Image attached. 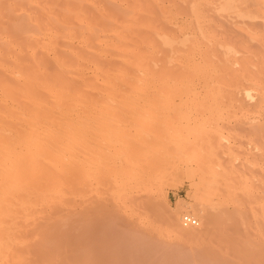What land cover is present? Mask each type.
I'll return each mask as SVG.
<instances>
[{"label":"bare ground","instance_id":"bare-ground-1","mask_svg":"<svg viewBox=\"0 0 264 264\" xmlns=\"http://www.w3.org/2000/svg\"><path fill=\"white\" fill-rule=\"evenodd\" d=\"M37 1L38 0H36V2ZM58 1L60 2L61 0ZM94 1L96 2V0ZM94 1L66 0L64 3L61 2L63 6H60V11L59 8L55 9L53 6L46 10L44 9L46 14H43L44 10L41 14L45 15V17H43L45 20L40 18L44 21L43 23L37 22L39 18L34 13L35 18H33L34 15L32 17H27V14L25 15L26 17H24L20 14V17H23V19H21L17 16L18 13L15 12V10H22L25 6L28 8L26 11L29 12L32 0H12V2L6 0V2L2 4L3 8L0 9V11L4 9V13L6 12L5 15L3 14L4 17L6 15L8 17L10 15H15L16 19L14 18V22L11 16L9 20L11 19L13 23L18 22L17 25L14 24L16 27H13V23L6 19L11 22L9 23L10 25L6 24L4 26V30L7 26L6 32L10 31L8 33L10 39L11 37L12 39L16 38L20 44H18L17 41L16 43L14 41L15 39H11L14 44L22 46L23 48L26 46L25 48L28 49H26L25 58L19 59L17 54L19 52L16 51L17 46L13 47L12 41L6 42V39L3 37L5 41L2 40L0 42V48L2 49V53H0V264H31V260L29 259H32L30 256L32 248L37 249V247L41 245L39 247L42 249L41 243L43 241L44 243H46V241L48 242L51 237L49 241L54 238L53 246L51 247L54 250L58 240L61 241L60 237L62 235L64 237L65 234L67 235L66 239H64L65 237L62 238V241L58 243L59 245H65L66 242L68 243L69 240L71 241L72 239L76 241L75 238L77 235L79 238L83 235L79 234L84 229H82V225L85 224L87 226V224H92L93 221L97 219L99 221L101 219V222L103 221L102 223L107 226L110 225L108 228L114 226L108 223L116 224L118 221V226L113 228L116 229L117 232L118 229L122 231L120 227L124 221L121 219L122 215H119V210L121 211V208L122 210L125 209V197H128L129 188L134 186L133 184L136 186L137 180L139 184L140 180H144L145 177L139 170L140 163L149 150L144 144L147 142H155L157 143L156 146L160 148L162 147L160 146L162 143L171 144L167 149L168 151H166L170 153V159L177 163L179 160L184 159L186 153L185 149L191 144L193 139L191 138L192 135L189 129H181L185 121H178L177 116L172 115L163 117L166 119V123L169 127V131L166 133V136L163 137V134L155 128L157 123L162 122V115L156 113V111L158 109L170 110L175 108L178 104L184 105L185 109L196 110L206 108L215 109L219 108L221 105L219 102L222 98L218 99V97L221 96H218V92H220V89H218V82L214 81V76L217 77L218 72L213 66L215 62H218V64H220V70H225V72L223 71L225 74L230 71L229 67L232 70V65L227 67V64H229L228 60L233 57L229 58L232 56V52L230 53L229 50L231 46L229 48L226 46L227 49L224 47L223 49L227 52L229 51L227 53V55L230 54L229 57H227L226 54L222 55L219 51L222 55H220L221 60L217 53L219 57L218 61L216 60L217 58L214 57L215 55L212 56V58L214 57L215 59L214 64L212 63L214 59L209 58L207 60L206 58L212 48L208 47L210 51L206 49V45L208 46L206 42L209 40H206L208 36L205 39L203 37L204 34H206L204 30L207 29L203 25L206 21L203 20L205 19L203 12L204 7L207 5L210 9L212 7L214 8L212 10H215L213 0H172L177 2L176 6L179 7V11L180 8L182 10L186 5L185 8L187 12H185L187 13V18H184L185 22L180 20L181 23H184L174 26L172 31V24H170L169 21L172 19L169 14L170 10H168L169 13H166V11H159L160 13L158 12V14L160 17L157 16L156 19L158 18V20H155V22L158 21V24H155L159 26L155 25L156 27L152 30V36L148 35L150 37H148V39H146L147 37L145 38L139 35L140 32L138 31H140V29L138 31L135 30L136 32L134 31L135 27L132 29V25L135 22H131L129 19V17L132 19V15H128L131 11L124 10L126 12L128 11V13H125V16L122 14V20L120 21L119 19H121V17L118 18V15L116 17V13H114L115 19L118 18V20L114 21H119V25L113 23L114 16L112 17L113 14L111 9L109 10L111 13L105 10L109 13L105 17H103L105 14L102 16L104 13L103 11V13L98 11L100 17L95 20L91 18L92 16L89 17L90 15L88 13L86 14V10L90 12L93 11L89 9L91 6H94L92 5L95 4ZM108 1L107 3L110 2ZM249 1L250 0H220L219 3L217 2L218 7L216 6L218 10L215 11H217L218 15L230 16L231 19L234 17L250 19L252 17L257 18L258 16L262 18L264 15V0L251 1L252 3L255 1L257 2L255 3L257 4V11L254 13H252V10V12L249 10L248 5L251 3ZM38 2L36 4H38ZM54 2L55 4H59L56 3V0H54ZM145 2L146 0L144 3ZM147 2L149 3L150 1ZM147 2L146 5L151 8ZM175 2H173L174 5L176 4ZM181 2H183L182 5L184 4L183 7L181 6ZM100 3L103 4L102 2ZM135 3L136 2L133 4ZM204 3L206 6L203 5ZM171 4L170 1V5ZM112 5H114V3ZM141 5L144 4L142 3ZM56 7H59V5ZM155 7H159V5ZM91 8L95 9L96 6ZM103 8L105 9V7ZM118 8L116 7L117 12L122 10ZM137 8L136 5V9ZM98 9L100 8L97 7L96 10ZM22 11L24 14L25 10ZM140 11L141 10H139V12ZM206 11L209 10L205 9V12ZM141 12L146 13L144 11ZM149 12H151V10L148 11V14ZM211 12L212 11H210V13ZM92 15H94V13ZM1 16L0 14V18ZM209 17L212 18V16ZM4 20L5 19H3L2 23ZM140 20L142 21V19ZM180 22L178 24H180ZM173 23H175V20ZM11 25L12 27H10ZM143 25L145 26H142V28H145L148 24L143 23ZM161 25L163 27L162 30L165 29L166 25V27L171 26L169 30L172 31V33H169V31L167 34L163 33L162 30L160 31L158 28H160ZM203 26L206 29H204ZM140 27L141 25L138 28ZM142 30L140 34H143V31L145 32L147 29ZM165 31L167 30L165 29ZM107 32H112L114 35V41H112V43H110L111 41L107 43L104 40L106 37H112L107 36ZM132 32L134 36V33H138L137 35L140 36H137L139 37L138 41H135L136 36L135 39H131L129 34L131 35ZM105 33H107L106 37ZM0 34H2V32H0ZM194 34L204 41H200ZM208 35L210 34L208 33ZM73 37H77L75 39L81 44L79 47L70 45ZM198 40L201 43H199ZM202 42H205V44L203 45ZM211 42L213 41H210V43ZM200 44L206 47L202 49L203 51L206 50L205 52L200 50ZM71 46L77 49L75 48L74 50ZM198 49L201 52H199ZM158 50L164 53L162 57L156 56L155 51L158 52ZM196 50H198L199 53L203 52L207 63H200L195 60L194 55L197 53L194 51ZM225 50L222 51L224 52ZM51 51L53 54H57L55 55V57L57 56V60L56 65L50 62L52 65H55V67L53 65L54 68L50 63H47V66L53 68L52 70V68L49 67L52 71L51 73H47L45 72L46 69L44 68V64L48 62V52ZM207 51L208 53L205 54ZM212 52L214 54L216 53L215 51ZM111 53H115L117 58L114 60L116 62L107 63L109 61L105 59L110 56L108 54ZM158 54L159 53H157V55ZM202 55H200V59L197 58V60L202 61ZM21 56L22 55H20V57ZM210 59H212V61ZM23 61L28 63L27 65H29L30 73L32 71L38 72L36 78H32L30 73H25V69L29 68L22 67L21 63H23ZM90 66L93 68L91 67L92 69L90 70L92 73L88 78L86 76V71ZM217 67L216 65V68ZM227 68L228 71H226ZM244 70L246 69L244 68ZM224 74L223 76L228 73ZM210 75H214L212 76L214 79L211 78V81L213 80L212 84H209L211 83L209 82ZM221 75L219 74V77H221ZM57 76H60L64 81L60 80L62 83H59L58 79H56L58 78ZM228 77L232 78L230 76ZM219 79H222V77ZM228 81L231 83L230 79ZM214 82H217V86ZM223 82L226 83L225 80H223ZM234 83L232 85H234ZM200 84L203 85L202 88L204 87L202 90L203 96L197 97L196 95L200 93L199 90L201 89V86L199 87L200 89L198 88ZM237 84L238 83L235 85ZM216 87L218 90L215 89ZM222 89L223 87L221 88V93L224 95ZM228 90L229 88L226 89V93L229 94L230 92ZM245 90V94H248L247 96L249 97V91ZM86 93L89 95L84 96ZM190 95L192 97L188 100L184 98ZM175 97H179V101H176ZM222 97H225V95ZM186 117L187 115H183L179 118L185 120ZM93 120L97 121L98 127V131L95 134L91 129V122ZM94 136H96V139ZM95 142L102 144L104 154L94 150ZM153 149L156 150L158 148ZM102 158L107 160V168L98 170L97 165ZM79 175L81 178H79ZM84 180L89 182L88 193L81 191L78 187L80 181L83 182ZM103 189L107 191L109 196L103 203L84 208L79 215L76 214L75 216L73 213L74 210H71L72 216L70 217V214H68L67 217L65 216L66 219H64V221L61 218L63 215L61 211V219H58L59 216L55 218V220H57L56 222H62V227L65 226L64 228H61V226L59 228L58 224L57 226L60 231L56 229L57 226H54V224H51V228L54 226L53 230H51L48 225L46 226L47 222L42 223L43 227L45 224L46 228H43L39 223L41 229L37 230L39 224H35L34 222L37 221L36 219L39 213L50 211L47 213L50 214L53 213L51 211L59 212L62 210V206L66 207L67 205L71 207L73 202L75 204V197L79 193L83 196L86 193L89 194L88 199L93 201V197H100V193ZM121 206H124V208ZM73 208L74 207L71 209ZM65 209L67 210V207ZM49 216L51 217V215ZM76 216L78 217V221ZM203 216L205 215L203 214L200 216L202 217L203 224L199 226L206 225V223H208L207 221H209V217L205 218L207 219L206 221L203 219ZM40 218H44L43 220L46 221L44 216ZM72 218L73 220H71ZM119 218L121 221L118 220ZM67 219H69V222L66 221ZM180 219L178 218L177 221L175 220V226L178 229L175 230L177 233L180 231L179 234L185 231L187 235L189 232V236L192 234L199 235L200 232L203 231V228L206 227H188L185 226V222H182L183 218ZM39 221L40 220H38V222ZM75 221L78 222L77 226L81 225V232L77 230L78 227ZM71 223L77 228L72 229L74 226L73 224L70 225ZM31 224L33 225L31 230L34 229V232L35 230L38 232L35 233L37 238L34 237V242L37 241L38 244H34L33 242V231H27L30 229L28 226H31ZM36 225L38 228H34ZM68 225H70V228ZM47 227H49L50 230ZM67 228L68 230L71 229L72 232L69 230L67 233ZM61 230L63 232H61ZM54 231L58 232V234ZM31 233L32 235H30ZM49 234L51 235L50 237ZM70 234H74V238L72 235L70 236ZM28 235L31 236L30 241L32 242H29L30 238ZM55 236L58 237L55 239ZM68 236L72 239H69ZM131 237L133 238L132 235ZM67 238L69 239L68 241H66ZM63 239L66 241L65 243ZM80 239H82V237ZM78 242H80L79 239L75 243ZM44 243L43 246L46 245ZM30 244L32 246L28 247ZM29 248H31V251ZM56 249L57 247H55V250ZM168 257L167 255V259ZM192 257L191 255V260ZM43 261L49 262L47 259H43ZM43 261L41 260V262ZM41 262H39V264Z\"/></svg>","mask_w":264,"mask_h":264},{"label":"rangeland","instance_id":"rangeland-1","mask_svg":"<svg viewBox=\"0 0 264 264\" xmlns=\"http://www.w3.org/2000/svg\"><path fill=\"white\" fill-rule=\"evenodd\" d=\"M7 1L12 2V0H7ZM38 1H37L38 4H36L37 3L36 0H32L30 7H32L34 3L35 4L33 5L32 8L29 7L30 10L29 12L30 13L32 12L31 14L28 11H26L28 10V8L27 6H25L22 8V10H25L24 14L22 10H15V12L19 14V15L17 14V16L20 17L21 14L22 16L26 17L25 15L28 14L27 17L28 16L32 17L35 14L39 18V20H41V21L39 20L37 21L36 19V21L43 23L44 22L43 20H45L43 19V17H45V15L41 14L42 11L44 9L45 10L48 9L51 6L55 7V9L59 8L60 11L61 10L60 6L61 5L63 6L61 2L64 3L66 0H61L60 2L56 0V3L59 4H55L54 0H38ZM67 1H71V0H67ZM107 1L106 0H99V1L96 0V2L94 1L95 4H92L94 6L91 7L96 6V8L94 9L90 7L89 10H93V11L90 12L86 10V14L88 13L90 15L88 16L89 17L92 16L91 18L95 20L100 17V13H98V11L104 12V13L102 12L103 13L102 16L105 14L103 17H105L107 14L111 13L112 11L113 14L112 17L114 16V13H116L115 15L116 17L117 15L119 16L118 18L121 17V19H119L120 21L122 20V14L125 16V13L127 14L128 11L129 12L131 11L130 13H128V15L130 16L131 14L132 19L131 17H129V19L131 20V22H135L134 24L132 23L133 24L132 29H134V27H135L134 31L135 30L138 31L140 29V31H138L140 33H142L141 32L142 29L143 30L147 29L145 30V32L142 30L143 34L139 33L141 37H145V38L147 37L146 39H148L149 36H152L151 35L152 30L154 29V27H156L155 25L158 24V21L155 22V20H158V18L156 19V17L159 16L158 14L159 11H163V12L166 11L167 13L168 10H170V13L169 12L168 13L171 15L172 18L169 20L170 24H172L171 25L172 27L171 26L166 27L167 25L165 26V29L167 31H165V29L162 30L163 28L162 25L160 26V28L157 27L160 31L162 30L163 33L168 34V32L170 31L169 30L170 27L173 31L174 26L181 25L182 23L185 22L184 18H187L186 16L187 11L185 8L186 5L183 8L185 10L183 9L181 10L180 8L179 11L178 9L179 7L176 6L177 2L172 0H170L172 3L171 5L169 0H167V2L166 0H157V2L156 0H146V2L150 1L149 3L148 2L147 3L148 5H150L152 9L146 5V2L144 3L145 0H142V2L141 0H112V1L109 0L110 1V2L108 1L109 3H107ZM213 1L216 2V3L213 2L215 10H218L217 4L219 3L220 0H213ZM251 1L252 0H250L249 2ZM4 2H6V0H1L0 9L3 8L2 4ZM100 2H102L103 4L105 2L106 3L103 6V4H101ZM134 2L136 3L133 4ZM173 2H175L176 4L174 5ZM113 3L114 5H112ZM142 3L144 5H141ZM163 3H166L167 5ZM182 3L183 2H181V6L183 7L184 4L182 5ZM255 3L257 2L256 1L254 3L251 2L249 3L250 5H248L249 10L253 11V12L251 11L252 13L257 11L256 9L257 4ZM54 5L56 6L59 5V7H56ZM136 5L139 9L138 8L136 9ZM158 5L159 7H155ZM203 5H205V3ZM102 6L105 7V9ZM97 7L100 8L101 10L100 9L96 10ZM116 7L117 8L119 7L118 9L121 8L122 10H119L117 12ZM110 9L111 11H109ZM205 9L209 11L205 12ZM212 9L214 8L211 7L210 9L208 5L204 7L203 16L205 17V19L203 20L206 21L205 22L203 21L204 22L203 25L207 29L204 28L203 26V28L206 29V30L203 29L206 32V34H204L203 32L204 34L203 37L205 39L208 36L206 40L209 41L206 42L208 44V46L206 45L207 48L200 44L199 46L201 49L200 48L199 49L203 51L202 49L206 48L210 51V48H212L211 52H209L208 57L206 58L208 60L209 58H212V56L215 55L214 57L217 58L216 60L218 61L219 57L221 60L222 55L224 54L227 55L229 51L227 52L225 49L231 46L229 50L230 53L232 52L231 54L232 56H230L229 54L227 55V57L229 56H230L229 58L233 57L231 58L233 61L231 59L228 60L229 64H227V67L232 65L231 66L232 70L229 67L230 71H228L227 68L226 71H228L227 72L228 74L225 73L227 75L224 74L225 70H220L219 68L220 64H218V62H215L214 57L212 58L214 59V61L210 59L213 64L215 62L213 67H215V69L218 72L217 73L218 78L214 75H210L209 82L211 83L209 84H212L213 80L211 81V78L212 76H214L215 79L214 78L212 79L218 82V87H219L218 89H220V92H218V96L220 95L221 96L218 97V99L222 98L220 102L218 100L219 104H221L220 107L215 109L206 108V109L196 110V109H185L184 105L178 104L177 106H175V108L170 110L158 109L156 111V113L162 115V122L157 123L155 125V128H157L158 131L161 134H163V137H165L166 133L169 131V127L168 124L166 123V119L163 118L164 116L166 115L177 116L178 121L180 120L185 121L183 122L184 126L181 127V129L183 130L189 129L192 135L191 138L193 139L191 144L185 149L186 153L184 159L179 160V162L177 163L174 160L170 159L171 158L170 153L167 152L168 147L171 145L169 143L168 144L162 143L160 145L162 146L161 148L159 146L157 147L156 146L157 143L155 142L145 143L144 146L149 148V150L146 152L147 154L144 156V159L140 163V168H139L140 172L145 177L144 180L141 179L142 182L139 179L140 180L139 184L137 180L136 186L135 184H133L134 186H131L129 188L130 189L128 190L129 192L127 191L128 195L126 193L128 197H125V203H126L125 209L122 210L121 208V211L119 210L120 213L121 212L123 213V214L119 213V215H122L121 219L124 221L123 224L121 223L122 226L119 224L121 226L119 227L122 231L118 229V232L120 231L118 233L117 230L114 229L116 226H118L117 224L119 223L118 221L116 224L108 223L114 225L111 228L109 227L111 229L110 230L108 228V226L110 225L107 226L103 224L102 223L103 221L101 222V219L99 218L100 221L97 219L98 221L95 220L93 221L92 224L89 225L87 224V226L83 224L84 227L82 225V229L83 228L84 229L81 232V225L77 226L78 217L76 216L77 221L75 222H76V226L78 227L77 230H80L81 232L79 233L80 235L81 234L84 235V236L81 235L84 241L80 239L81 237L79 238V236L77 235L75 239L76 241H78L79 239L80 242L75 243L76 241L68 236V238L69 239L71 238L72 240L70 241L67 238L66 241L69 240V242L67 243L66 241H64L67 235L65 234L64 235L65 238H64L63 235L61 236V233L59 232L61 236L59 237L61 239L60 238L58 239L62 241V238H64L63 242L64 243L66 242V244L68 245L66 244L59 245L58 243H60L61 241L58 240L57 246H55L57 247V249L55 250L54 247L53 250V248L51 247L53 246L54 238L51 239L52 241L51 243V241H49L51 235L49 234L50 238L48 242L46 241V243H44L43 241L41 243L42 249L39 247L41 245L38 246L40 250L38 249V247L37 249L32 248V251L31 248H29V250L31 251L30 256L34 260L33 261L32 259H29L30 258L29 256L28 259L31 260L30 261L31 264L33 263L39 264V262H41V260L43 261V259L45 260L47 259L49 262L47 263L43 261L40 264L43 263L44 264H264V18H263L264 15L262 18H260L259 16L258 17L256 16L257 18L252 17L254 19L252 18L242 19L238 17H234V18L232 17L234 19L233 21V19H231L230 16L226 17L221 14L218 15L217 11ZM45 10L43 14H46ZM105 10L108 11L109 13H107ZM124 10H128V11L126 12ZM139 10L144 11L147 14L141 11L140 13ZM150 10L152 14L151 12H149L148 14V11ZM1 11L0 14L2 16L0 18L1 20L0 32H2V34H0V42L2 40L5 41L4 39H6V42H10L14 39L15 42L16 41L18 42L16 38L12 39L11 37L12 40L10 39V35L8 34L10 31L6 32L7 26L5 27L4 30V26L6 24L15 21L16 19L15 15L14 14H13L14 16L10 15L12 17V21H11V19L9 20L10 16L8 17L6 15L7 17L6 16L4 17V15L6 14V12L4 13V9H2ZM210 11L214 13L211 12L212 13L211 14ZM132 12L136 14H133ZM93 13L96 18L94 17V15H92ZM35 15L33 16V18H35ZM207 15L208 17L212 16V18L211 17L208 18ZM22 16L20 17L21 19H23ZM115 16L113 21L118 20V18L115 19ZM146 16L149 17L150 19L147 18ZM151 16L152 17L155 16V17L152 18ZM40 18H42L43 20ZM139 18L142 19V21ZM3 19H5L4 20L5 23L3 22L4 24L2 23ZM6 19L11 22L7 21ZM152 19L154 20V22ZM174 20L175 23H173ZM180 20L184 22L181 23ZM119 21L117 22L114 21L113 23L115 25H119L118 24L120 23ZM179 22L180 24H178ZM17 23L18 22L13 23V27L14 26L16 27ZM143 23L148 24L147 27L142 28V26L143 27L145 26L143 25ZM140 25L141 27L138 28ZM10 27H12V25ZM172 31H170L169 33H172ZM133 32L131 33V35L129 34V36L131 37V39L132 38L135 39L136 36L135 41H138L140 36L137 35L138 33H134L135 34L134 36ZM107 33H105V37L106 35L112 37H110L111 39L106 37L104 38V40L107 43L110 41H111L110 43H112V41H114L113 38L114 35L112 32H107ZM208 33L210 35H208ZM7 34L9 38L7 37ZM195 37L198 38L197 36ZM75 38L77 37H73V39H71L72 41L70 45H72L73 47L74 46L79 47L81 44H79V41ZM198 39H200V37ZM200 41H204V40L200 39ZM200 41L199 43H201ZM210 41L213 42L210 43ZM202 43L203 45L205 44V42ZM12 44L14 45L13 47L17 46L16 51L21 53V54L17 53L19 59L25 58L27 52L26 51L27 48H25L26 46H24L23 48L22 46H18L14 44L13 41ZM18 44L20 43L18 42ZM213 44H215L216 46ZM218 44L220 45L221 48L219 47ZM18 47L23 51L20 50ZM223 47L225 49H223ZM75 48L72 49L75 50ZM1 50L2 49L0 48V53H2ZM198 50L194 51L195 53L198 54L197 55L194 53L195 60L200 63L202 62L207 63V60L203 54V52H205L206 50L203 51L202 53H199L201 51L199 50L198 52ZM222 50L225 51L223 52ZM212 51H215L216 53L214 54ZM219 51L222 53V55L220 54ZM157 53L159 54L157 55ZM207 53L208 51L205 54ZM155 54L157 57H162L164 53L158 50V52L155 51ZM199 54L200 55L203 54L201 56V58H203L202 61L197 60V58L200 57ZM20 55L22 56L20 57ZM48 55L50 61L49 59H47L48 62L45 63L46 65L44 64V68L46 69V71L45 69L44 71L47 73L48 72L51 73V71L56 65L57 56L55 57V55L57 54L56 53L53 54L51 51L48 52ZM108 55L110 56L108 57L106 56L107 58L105 57L106 58L105 60L109 61V62L106 61L107 63L116 62L115 60L117 57L115 56V53H111ZM25 62L26 61H23V63H21L22 67L24 66V68L25 67L29 68V65H27L28 63ZM50 62L55 63V65L53 64L54 67ZM47 63H50V65H52L53 68L51 66H47L48 65ZM216 65L218 66L217 68ZM49 67L52 68V70ZM91 67L92 66H90L86 71L87 72L86 76L88 78L89 76H91L92 73L90 69H92L93 67L92 68ZM244 68L246 70H244ZM29 71L30 68L25 69V73L26 72L30 73ZM219 74L221 75L222 79H219L221 78L219 77ZM223 74L225 76H223ZM30 76H32V78H36L38 76V72L36 73V71H32L30 73ZM228 76L232 78H229ZM59 77L56 79H58L60 83L61 82L60 80H62V78ZM218 79L222 81H219ZM229 79L231 80V83L230 81H228ZM223 80H225L226 83L223 82ZM232 80L238 84L235 85L236 83H234ZM217 82H214L216 83V86H217ZM233 83L234 85H232ZM200 86L201 89L199 88ZM202 86L203 85L201 84L198 85V88L200 89L199 90L200 93L196 95L197 97L203 96L202 90L204 87L202 88ZM222 87H223L222 91L225 97H222L224 96L221 93ZM232 87L235 89H233ZM228 88H229L228 91L230 92L229 94L226 93V89ZM215 89L218 90L217 87ZM245 89L249 91V94L251 96L249 95L248 97L247 96L248 94L247 95L245 94L244 92ZM88 95H89L88 93L84 94V96H88ZM191 97L192 96L190 95L189 97L187 98L184 97V98L188 100ZM175 100L179 101V97H175ZM183 115H187L185 120L179 118L180 116ZM96 122H97L96 120H93L91 122V129L94 132V134L98 131ZM94 138L96 139V136H94ZM153 148H158V149L154 150ZM94 150L96 152L97 151L102 153L104 152L102 148V144L98 142H95ZM105 168H107V160L102 158L98 162L97 169L104 170ZM79 178H81L80 175ZM88 183L89 182L87 180H84L83 182L80 181L78 187L80 188L81 191L87 192L89 188ZM87 193L84 196L79 193L75 197L74 200L76 201L75 204L74 202L72 204L74 206L71 205L70 207L66 205L67 210L65 209L66 207L62 206L61 207L62 210H60L59 212L51 211L53 213L50 214H47L50 211L46 213H39L38 218L36 219L37 221H35L34 223L35 224L40 223L41 226L43 227L42 223L47 222L46 226L48 225L50 228H51V224L52 225L54 224V226H57L59 224V228H60L62 222L59 223L60 222L59 220L62 218V220L64 221V219H66L68 214H70L69 216L71 217L72 216L71 212L73 210H74L73 212L74 216L76 214L79 215L84 208H87L89 206H95L96 204H101L109 197L105 189H103L102 192L100 193V197L98 198L96 196L93 197V201L88 199L89 194ZM72 207L74 208L71 209ZM121 207L124 208V206ZM60 212L63 213L62 217ZM203 214L206 216V217L203 216L204 217L203 219L209 217V221L205 219L208 223H206V225L205 224L203 225L206 227L203 228V231H201L199 235L197 234L194 235L191 233L192 235L189 236L190 235L189 232L188 235L186 234L185 231H184L185 233L182 231L181 234H179L180 231H178V233L176 232L175 229L177 228L175 226V220L177 221L178 218L179 219L183 218L184 220V216H189L192 219L196 220L194 224L186 222V220L184 221L182 220V222H185L186 224L185 226L188 227L192 226V228L194 226L203 227V226H199L203 224L202 217H200ZM49 215H51V217ZM42 216L45 217L46 221L43 220L44 218H40ZM56 216H59L58 218L59 222H56L57 221L55 220ZM121 219L119 218L118 220L121 221ZM38 220L40 221L38 222ZM68 220L69 219H67L66 221L69 222ZM71 220H73V218ZM40 224L38 225L39 228L37 227V225L34 228L37 227L38 228L37 230H40L41 229ZM72 224L73 223H71L70 225ZM70 225H68V227ZM54 226H52L51 230H53ZM28 227H30V229L28 228L29 230H27L28 232L33 231L34 236L32 235V233L30 235H32L33 237L32 239L34 242V237L37 238L35 233L38 232H36V230L34 232V229L31 230V228H33L32 224L31 226ZM49 227L47 228L50 230ZM64 227L61 226V228ZM59 228L58 226L56 227L57 230H59ZM76 228L75 226L74 228L72 227V229H76ZM184 228L186 229V227ZM62 230L61 232H63ZM69 230L70 232H72L71 229ZM69 230L67 228V233ZM124 230L127 232V235ZM56 233L58 234V232ZM71 235L74 238L73 236L74 234H70V236ZM131 235L133 236V238L131 237ZM57 237L55 236V239ZM29 238H28L29 242H32L30 241L31 236H29ZM35 243H37V241L34 242V244ZM43 243L46 245L43 246ZM31 246L32 245L30 244V246L28 247ZM167 255L169 256L168 259H167ZM191 255L193 256L192 257L193 261L191 260Z\"/></svg>","mask_w":264,"mask_h":264},{"label":"built area","instance_id":"built-area-1","mask_svg":"<svg viewBox=\"0 0 264 264\" xmlns=\"http://www.w3.org/2000/svg\"><path fill=\"white\" fill-rule=\"evenodd\" d=\"M184 220H186V222H189V223H191V224L195 223V220L192 219V218L189 217V216H184Z\"/></svg>","mask_w":264,"mask_h":264}]
</instances>
